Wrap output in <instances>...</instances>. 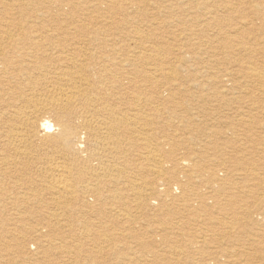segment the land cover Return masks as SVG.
I'll list each match as a JSON object with an SVG mask.
<instances>
[{"label":"bare ground","instance_id":"obj_1","mask_svg":"<svg viewBox=\"0 0 264 264\" xmlns=\"http://www.w3.org/2000/svg\"><path fill=\"white\" fill-rule=\"evenodd\" d=\"M74 1V8H78L81 11L86 9L88 11L92 10L87 16L88 21L91 24H99L103 30H96L93 28L89 31L80 24V16H75V19H72V32L56 25V28L52 29V31L50 30V33L48 29L42 28L41 30L40 28L30 35L25 32L24 23L34 18L35 20H39L41 17L37 18L35 17L36 15L31 16L32 9H28V4L25 3L24 0H0V27L2 25L5 27L4 30L0 31V78L8 74L16 76V72H18L17 75L19 76V73L25 71L24 65L18 67L11 64L13 56H18L20 61L23 55H27L29 56V61H33L43 49L57 51L58 53H66L71 46H76L75 44L81 42L76 41L79 39L76 37L78 33L87 34V38L90 39V43L87 45L90 49L91 47H97L99 45L106 48L107 45H109L107 50H96L93 54H91V52L89 53L90 50L88 48L80 49V52L93 58L98 64L101 60H108L105 64L98 66L99 73L96 72V78L90 80L85 72L80 69L81 65L77 63V60L70 59L69 62L71 66L68 67L69 69L67 68L68 70L62 72L63 74H59V77L57 76L58 80L56 81H58V84H54L57 87L53 86L54 89L48 90L50 92V95L47 94L49 98L46 97L48 100L45 98V101H42V98H39L42 91L39 93L38 89L37 91L35 88H29L30 90L34 89V93L28 94V97L25 96V100H22V105H20V103V106H14V109L12 108V111H8L6 114H3L6 109L4 112L2 109L5 107L2 106L4 103L0 102V109H2V112H0V127L3 126L2 130L0 129V233H4L10 237H16L18 244H25L24 241L28 238V246L32 245L35 241H41L46 244H55L63 253L72 254L71 252H73L75 255L81 248L80 252H83V249L86 247L85 243L98 240L102 243L103 247L96 248V252L99 251V254H103L104 249L107 248V245L109 246L110 241L108 236L104 235V231H109V226L106 224L123 225V228H125L127 225L126 223H128V225L135 223L133 220L130 221V214L133 210L137 213L144 203L145 205L149 203L169 204L173 201V198H175V190H180V194H183L182 192L187 190L188 187L185 186V183L183 184L184 178L185 180L186 178L192 180L195 177H200V173L202 172H209L213 183L217 184L219 178L216 174L217 172H211V168L195 165L196 160L191 159L190 155H188L187 158L184 154L177 153L180 152L181 147L179 145L169 146L167 138L159 140V146H155L156 148L153 147L155 152H153V150L149 151L150 145L148 141L150 140L148 137L150 135L153 136L158 130V123L154 115H158L160 111H153L152 107H150L153 103H149V100L148 102L146 100L144 103H147L146 106L150 107V110L148 113L144 111L146 112L145 114L142 110L144 106L141 108L139 105L142 97H138V95L142 94L141 92H146L145 94L148 93L149 96L150 91H153L156 95H163L161 99L164 100L165 96L170 94L171 88L157 81L158 74H160L162 70L165 71L163 67L160 68L162 69L160 70L158 66L162 65L161 61L166 60L165 57L171 56L176 60L183 49L178 48L174 50L173 48H163L160 46L157 38H153L152 36L149 38V34L147 33L150 32L151 34L152 31L157 30L159 26L151 21H149V25L148 22L143 19L142 15L124 18L123 15L125 11L130 8L128 0ZM34 2L37 3V0ZM65 2H67V0H65ZM187 2L189 6L184 7L185 4L183 0H177V4L181 5V8H189L192 6L194 9H198L203 7L204 4H196L193 6L196 0H187ZM251 10L255 12L253 8H251ZM189 11L190 9H187V12ZM255 14L257 20H259L260 24L263 26L264 19L260 17L259 13ZM108 15L112 20L108 18ZM208 15L207 17H210L211 14ZM246 18L247 20L249 19L250 22L252 21L250 17L246 16ZM113 24L124 27L128 33H123L122 37L119 38H111L104 29L111 28ZM180 24L186 27L185 30L188 31L189 35L193 36L194 39L200 40L208 38L209 43L214 46L216 50L221 51L225 55H227L225 51H230L232 49L228 50L227 47L233 46L234 42H237V52L247 51L250 52V55L253 51L255 52V50L249 47L248 43L245 42V37L241 40H238V35L229 38L223 25L220 28V32L225 37L218 35L216 38L219 42L221 41L220 44L222 46H216L212 40V36L206 35V29L203 28L200 32H193L184 22ZM236 26H238V24ZM71 33L76 40L73 39L74 42L68 43V46H64V44H67V41L70 40L69 36ZM178 36L180 37H176L178 41H182V35L179 34ZM124 41L130 42L129 48L131 45L133 56H128L124 46L120 45L121 43H125ZM132 42H134L135 45L132 44ZM260 44L263 47L257 49L255 47L256 54L264 52V40H262ZM188 45L189 44L186 43V47ZM191 46L192 50H194V44ZM30 51L32 52L28 53ZM171 52L172 54H170ZM132 63H148L156 68L151 73L148 70L142 71L136 68L134 69ZM238 63H241V61H238ZM151 65H149V67H152ZM168 74L173 75V70L168 69ZM231 75L232 74H224L222 76L223 83H228V77ZM261 77L262 73L255 67L248 69L246 78L261 81V79L264 78ZM219 78L220 77H217V79ZM3 82L5 81L3 80ZM36 86L38 85L36 84ZM7 90H9V87ZM1 91L2 90H0V93ZM137 92L138 95L135 94ZM19 95L18 98L21 97H19ZM130 95L137 96H133L134 99H130ZM148 96H146V98ZM11 97V104L14 103L16 105L17 96L15 97V94H12ZM79 105L85 107L82 110L89 111L90 109L96 113L97 115L91 112V115L93 113V116H98H95L97 120H95V118V121L90 120L87 117L88 114L85 115V112H81L82 110ZM11 107H9L10 110ZM150 111L153 113H150ZM42 113H53L56 116V124L54 125L49 118L41 119ZM75 121L77 122V127L74 131L73 126ZM190 121L194 123L193 120ZM138 123L149 130L136 126ZM172 127H175V125ZM199 127L196 126L193 129V139L195 137L194 131ZM229 127L232 128V132L229 134H227V129H223L222 127L213 128L212 126H209L207 129H199V131H195V134L197 133V139H202L206 135L204 134L205 131H213V137L217 138L218 141H222L218 146L231 148L230 150L236 158L243 153L242 151L244 148V151H251L248 145L241 148L238 143V138L228 137V135L234 133L233 126L229 125ZM182 128L186 130L187 125L185 124ZM51 132H55V135L48 136L47 134ZM79 134L84 136V141L80 140L78 137ZM47 139H49V147L53 151V155H46L47 162L44 159L45 163L48 165L46 177L42 175L41 178L38 179L34 177L35 179L31 180L32 182L29 181L30 178H25L26 176L20 179L18 178V180L14 175L20 173L22 170L21 167L29 163L28 158L31 157L30 151H33V149L35 150L37 147L40 150V147L47 142ZM173 139L175 138L173 137ZM35 140L36 142L39 141L42 143V145H39L38 142V144H34ZM202 140L204 141V139ZM88 142L95 143L98 152L95 150L91 151L88 148L89 146H86ZM168 146L169 148H167ZM254 147L255 151L258 152L260 156H263V158L260 160H251L248 165H254L255 168L264 171L263 145L261 149L258 148L257 144H254ZM138 148L141 150V154L136 158L133 155V151L135 152ZM206 149H209V147H206ZM145 150H148V154L144 153ZM191 152L190 148L189 153ZM201 152L193 153V155L196 156V154H198L200 156L198 162L204 163L205 156ZM228 161L231 163L232 158H229ZM38 163L40 162L38 161ZM35 166L37 167V165ZM39 166L40 164H38V167ZM32 168L35 170L38 169ZM33 169H31L30 166L29 170ZM233 169L232 171L241 170L235 167ZM251 169L256 170L254 168ZM177 171H181L184 174L182 181L179 179L182 176H178L176 173ZM192 172H195L193 176L191 174ZM220 174L223 175L224 173ZM144 175L146 179L143 177ZM151 176L153 179H150ZM245 176H248L247 172H245ZM8 178H11V180L13 179V181L18 180L20 183L24 179H27L25 181H29L31 184L29 188H26L23 185L19 186V184H17L18 181H14L13 187L8 188L6 185V179ZM230 178L233 181V177L230 176ZM220 181L224 182L225 179H220ZM259 182L261 181L259 180ZM215 187L216 190L214 191V195L208 196V198L211 199L210 201L213 200L212 202L215 205L221 208L223 206L232 208L234 205H245L246 208L242 209L244 211L248 209L249 194L254 192V189L248 184L238 183L228 188L224 183H220V185H215ZM255 191L258 192V190ZM215 194L217 195L215 196ZM123 195H127V202H125V197ZM201 201L202 200H200V202ZM200 202H198V204ZM130 203H132L131 206H129ZM33 208H37V210L33 211ZM63 209L66 210L64 214L62 211ZM222 210L227 211L224 208H222ZM229 211L234 217L237 214V209H235V211L230 209ZM69 213H78L82 217L81 219H72L68 215ZM252 215L253 214L249 216L246 215L240 218L250 221L254 219ZM105 219H108V221L103 222ZM237 219L236 221L239 222ZM73 220H77V224ZM217 224L223 225L222 221H219ZM232 228L234 229V227ZM232 228L231 231L230 227L229 230L225 229L224 234L230 235ZM58 231H69V233L74 236L70 244L73 249L68 250L65 248V246L68 245L66 237L46 238L48 235L52 236L51 234L53 233L54 235L57 234ZM105 238H107L108 241L103 240ZM116 240L120 242L121 239L118 237ZM204 241H202V246L206 244ZM260 243L252 242L251 247L259 246ZM28 246L24 253H28ZM188 258L191 259L190 262L194 264L195 261H193V257ZM201 258H203V256H201ZM201 261L202 263L200 264H235L232 261L230 263L228 255L223 253H211L207 257L201 259ZM93 263L95 262L93 261Z\"/></svg>","mask_w":264,"mask_h":264},{"label":"rangeland","instance_id":"obj_2","mask_svg":"<svg viewBox=\"0 0 264 264\" xmlns=\"http://www.w3.org/2000/svg\"><path fill=\"white\" fill-rule=\"evenodd\" d=\"M34 1L35 0H24V2L28 4V9H32L30 15H36L35 17L37 18L41 17V20L39 19L40 21L34 18L24 23L25 32L30 35L40 28L41 30L42 28H46L50 33V30L52 31V29H55L56 25L70 32L73 28L72 19H75V16H80V24L89 31L93 28L96 30H103L99 24H91L88 21L87 16L92 10L88 11L86 9L81 11L78 8H74V0H67V2H65V0H37V3ZM108 2L111 3L110 1ZM128 2L130 3V8L125 11L123 15L124 18L142 15L143 19L146 20L149 25V21H151L159 26V28L152 31L151 34L150 32L147 33L149 34V38L151 36L157 38L160 46L163 48H173L174 50L178 48L183 49L176 60L174 57L168 56L165 57L166 60L161 61L162 65L158 66L159 69L163 67L165 71L160 69L162 71L158 74L157 81L171 88L170 94L165 96L164 100L161 99L163 95H156L153 91H150V97L148 93L145 94L146 92H141L142 94L139 95L138 92L135 93L138 97H142L139 105L141 108L144 106L142 109L143 112L146 111L148 113L150 107H152L153 111H160L158 115H154L158 123V130L153 136L150 135L148 137L150 140L148 141L150 145L149 151L153 150V152H155L154 148H156L155 146H159V140L167 138L169 146L179 145L181 147L180 152L177 153L184 154L187 158L188 155H190L191 159L196 160L195 165L211 168L212 173L217 172L216 174L219 181L217 184L213 183L209 172H202L200 173V177H195L192 180L188 178L185 180L184 178V181V174L181 171H177V175L182 176L179 179L181 181L183 180V184L185 183V186L188 187L187 190L183 191V194H180V190H175V198H173V201L169 204L149 203L145 205L144 203L137 213L134 210L131 214L129 213L131 217L130 221L133 220L135 223L131 225L126 223L127 225L125 228H123V225L106 224L109 226V231H104V235H107L110 241L109 246L107 245L103 254H99V251L96 252V248L103 247L102 243L98 240L85 243L86 247L83 249V252H80L81 248L78 252L76 251L77 254L75 255L73 252H71L72 254L65 252V254L61 249L57 248L55 244H46L41 241H35L32 245L28 246V238L24 241L25 244H18L16 237H10L9 235L0 233V264H192L190 262L191 259L188 257H193V261H195L194 264H200L202 263L201 259L207 257L211 253H223L228 255L230 263L232 261L235 264H264V171L255 168L254 165H248L251 160H260L263 158V156H260L258 152L255 151L254 144H257L260 149L263 145L264 149V82H262L264 81V52L256 54V49L263 47L260 43L264 40V25L262 26V24H260L255 14L259 13L260 17L264 19V0H244V2L243 0H196L193 6L204 3L203 7L198 9H194L192 6L189 8H181V5L177 4V0H128ZM183 2L185 4L184 7L189 6L187 0H183ZM251 8H253L255 12H253ZM187 9H190V11L187 12ZM208 14H211L210 17H207L209 16ZM246 16L252 19L251 22L254 25L249 19L247 20ZM108 18L112 20L109 15ZM179 21L180 23L184 22L187 24L193 32H200L203 28L206 29V35L212 36V40L216 46H222L220 44L221 41L219 42L216 37L218 35L225 37L220 32V28L223 25L229 38L238 35V40H241L245 37V42L248 43L249 47L254 49L255 52L253 51L251 55L249 54L250 52L247 51L237 52V42H234L233 46L227 47L228 50L232 49L230 51H225L227 54L225 55L221 51L216 50L215 47L209 43L208 38L200 40L194 39V37L190 36L189 32L185 30L186 27L180 24ZM237 24L238 26H236ZM4 29L5 27L2 25L0 31ZM104 30L108 32L111 38H119L122 37L123 33H128L124 27L114 24L111 28ZM179 34L182 35V41L180 42L177 39L180 38L178 36ZM76 37L79 39L76 40L71 33L69 36L70 40L67 41V44L65 43L64 46H68V43L74 42V40L81 42L75 44L76 46H71L66 53H58L57 51L43 49L33 61H29V56L27 55H23L20 61L18 56L12 57L11 64L18 67L24 65L25 71L19 73V76L17 75L18 72H16V76L8 74L0 78V90H2L0 93V102L5 104L2 105L3 107L5 106L2 108L3 112L6 109L3 114L12 111L14 106L22 105L25 96L28 97V94L34 93V89L30 90L29 88L38 89L39 93L42 91L41 96H39L40 99L42 98V101L46 97L49 98V91L54 89L53 86L57 87L55 85L58 84V81H56L58 77L71 66L69 62L70 59L77 60V63L81 65L80 69L85 72L90 80L96 78L95 74L99 73L98 66L105 64L108 60H101L98 64L93 58L80 52V49L88 48L90 50L89 53L91 52V54H93L96 50H107L109 45H107L106 48L99 45L97 47H91L90 49L87 45L90 43V39L87 38L86 33H78ZM124 42L125 43H121L120 45L124 46L128 56H133L131 45L129 48L130 42ZM186 43L189 44L187 47ZM132 44L135 45L134 42H132ZM192 44L195 46L194 50H192ZM31 52L32 51L28 53ZM170 54H172V52ZM238 61H241V63H238ZM132 64L134 65V69L136 68L142 71L148 70L151 73L156 68L148 63ZM149 65L152 67H149ZM254 67L262 73L261 78L263 79H261V81L246 78L248 69ZM168 69H172L174 74L169 75ZM224 74H232L228 77V83H223L222 76ZM217 77L220 78L217 79ZM3 80L5 82H3ZM36 84L38 86H36ZM8 87L9 90H7ZM2 88L4 90L6 89V92ZM10 94H15V97L17 96L16 105L14 103L11 104L12 97ZM18 95L21 97L18 98ZM137 95H130V99H134L133 96ZM146 96H148L149 99L148 97L146 98ZM47 98L46 100H48ZM146 100L147 102L149 100V103L152 102L153 106L147 107V103H144ZM9 107H11V110ZM79 107H81V110L85 108L80 105ZM2 109H0V112H2ZM81 112H85V115L88 114L87 117L90 120L93 121L94 118L97 120L96 117L98 116H96L97 114L92 110H82ZM91 112L96 114V117L93 116V113L91 115ZM146 112L144 113L146 114ZM150 113L153 112L150 111ZM47 118H49L54 125L56 124V116L53 113H42L41 119ZM190 120H193L194 123ZM185 124L187 125L186 130L182 128ZM76 125L77 122L75 121L73 126L74 131L77 127ZM173 125H175V127H172ZM229 125L233 126L234 133L228 135V137L238 138L240 147L243 148L245 145H248L251 151H244V148L242 151L243 153L236 158L231 152V148L218 146L222 141H218L217 138L213 137V131L207 130L204 132V134H206L205 137L202 138L204 141L202 139H197V133L195 134V131L204 128L207 129L209 126L213 128L222 127L223 129H227V134H229L232 132V128L229 127ZM136 126L143 127L139 123ZM196 126L200 127L194 131L195 137L193 139L192 133ZM2 128L3 126L0 127L1 130ZM143 128L149 130L146 127ZM47 135L54 136L55 132L48 133ZM78 137L80 140L84 141V136L82 134H79ZM173 137L175 139H173ZM48 141L49 139H47V142L44 144L45 146L43 145L40 147V150L37 147L38 151L37 148L30 151V158H32L33 154V160L28 158L29 163L27 162L28 164L23 165L21 167V172L14 175L17 179L26 176L25 178L28 177L30 178L29 181H31L35 178H41V175L46 177L48 168V165L45 163V161L47 162L46 155H53ZM37 142L39 145H42L39 141ZM37 142L35 140L34 144H38ZM92 143L93 142H88L86 146H89L88 148L91 151H97V145ZM169 146L167 148H169ZM206 147H209V149H206ZM190 148L192 151L191 153H189ZM147 151L145 150L144 153L148 154ZM198 152L203 153L205 156L204 163L198 162V160H200L198 154H196V156L193 155V153ZM140 154L141 150L139 148L135 152L133 151V155L136 158ZM229 158H232L231 163L228 161ZM38 161L40 163H38ZM42 163L45 166H43ZM38 164H40L39 167ZM35 165H37V167ZM30 166L31 169H33L32 167L38 169H33V172V170H29ZM234 167L241 170L232 171ZM243 171L247 172L248 176H245V172ZM194 173L195 172L191 173L192 176ZM220 173L224 174L221 175ZM27 174L31 176L29 177ZM230 176L233 177V181ZM143 177L145 178V175ZM8 179L11 180V178ZM8 179H6L7 184L5 183L8 188L13 187L14 181L17 182L19 180L13 181L12 179L11 182ZM27 179H24L21 183L18 181L17 184L29 188L32 181L26 182L25 180ZM150 179H153L152 176ZM220 179H225V181L221 182ZM242 179L245 180L243 181ZM259 180L261 182H259ZM220 183H224L228 188L238 183L248 184L252 187L254 192L249 194L248 209L246 211L242 209L246 208L245 205H234L232 208L223 206L222 208L227 210L228 213L227 211H223L221 207L215 205L212 202L213 200L210 201L211 199H209L208 196L214 195V191L216 190L215 185H220ZM255 190H258V192ZM216 195L217 194H215V196ZM123 196L125 197V202H127V195ZM200 200L202 201L200 202ZM198 202L200 203L198 204ZM131 205L132 203L129 204V206ZM230 209L234 211L237 209L238 215H235L236 218L230 214ZM36 210L37 208H33V211ZM62 211L64 214L66 210L63 209ZM251 214H253L252 216L254 219L250 221L248 219H241L243 216H249ZM68 215L72 219H81L82 217L78 213H69ZM232 219H235L234 221L237 219L239 222L236 221V223ZM73 221L77 224V220ZM107 221L108 219L103 220V222ZM219 221H222V226L217 224ZM231 226L234 227V229ZM229 227L230 231L232 228V232L229 231L231 236L224 234V230H229ZM51 235L52 236L48 235L46 238L66 237L68 245L65 246V248L68 250L73 249L70 244L74 236H72L69 231H58L57 234L54 235L53 233ZM118 237L121 239L120 242L116 240ZM103 240L108 241L107 238ZM202 241L206 242L203 246ZM252 242L263 243L252 248ZM27 246L29 248L27 250L29 251L28 253H24ZM201 256H203V258H201ZM93 261L95 263H93Z\"/></svg>","mask_w":264,"mask_h":264}]
</instances>
